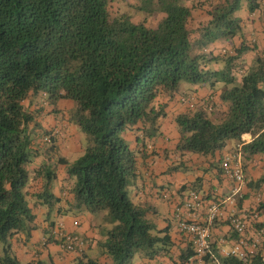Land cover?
I'll list each match as a JSON object with an SVG mask.
<instances>
[{
    "label": "trees",
    "instance_id": "1",
    "mask_svg": "<svg viewBox=\"0 0 264 264\" xmlns=\"http://www.w3.org/2000/svg\"><path fill=\"white\" fill-rule=\"evenodd\" d=\"M243 2L250 15L261 10L257 0H0V264H20L11 239L35 229L37 201L49 209L62 202L52 193L57 170L30 168L45 153L30 130L45 105L53 113L60 101L75 105L68 119L85 134L84 151L71 164L63 157L56 164L66 166L71 180L68 210L105 213L113 224L100 245L110 264L155 259L171 245L170 228L158 231L146 218L148 209L128 196L127 186L139 176L140 153L123 136L132 132L140 147L153 146L168 117L162 98L187 105L174 117L175 152L214 160L229 143L240 144L250 135L242 147L243 164L264 158V51L242 34L237 14ZM236 37L240 45L227 48ZM249 52L255 58L246 68L241 60ZM220 61L224 67H218ZM183 83L206 87L211 95L197 99L182 91ZM38 94L42 107L32 111ZM186 96L194 103L185 104ZM42 136L49 146L45 154H57L55 135ZM31 179L39 181L40 192L30 191ZM200 183L196 178L191 189ZM246 187L261 194L264 173ZM244 198L238 197L239 208ZM252 214H264V195L244 215ZM191 251L181 253L175 264L195 257ZM212 253L215 259L207 255L202 264H264L261 247L245 260ZM83 264L100 263L87 259Z\"/></svg>",
    "mask_w": 264,
    "mask_h": 264
},
{
    "label": "crops",
    "instance_id": "2",
    "mask_svg": "<svg viewBox=\"0 0 264 264\" xmlns=\"http://www.w3.org/2000/svg\"><path fill=\"white\" fill-rule=\"evenodd\" d=\"M257 1L261 2V10L255 15L248 13L246 3L242 5L237 15L243 21L242 34L245 39L256 43L258 48L264 51V15L262 14L264 0ZM205 20L206 18L203 21ZM241 41L242 39L236 37L226 43L227 48L238 47ZM254 58L255 53L249 52L243 57L241 63L248 68L252 65ZM218 67H220L219 64ZM182 91L191 93L197 99L211 95V91L206 87H192L187 84ZM215 100L218 101V97ZM32 101L30 108L32 111L42 107L41 94L34 95ZM162 101L167 104L165 112L168 115L162 122V137L158 138L153 146L146 143L141 147L142 143L137 141L136 135L132 132L126 133L125 140L131 149H138L140 153L138 154L139 176L135 184L130 186V198L134 203L150 209L147 211V217L156 218L154 224L158 231L170 228L171 245L164 256L155 259L136 258L131 264L177 263L181 253L187 250L189 253L192 252L188 236L178 229L180 219L202 223L205 221L208 206L218 202L222 203V211L221 216L212 227V249L216 250V254L224 256L232 248L237 238L229 222L230 216L245 217V213L254 210L262 201L264 188L260 194L249 191L245 186L246 189L241 195L245 198L240 208L237 204L238 198L228 201L232 182L221 169V162L235 148L236 144L230 143L214 160L198 158L189 152L184 154L175 152L178 133L174 117L184 112L187 105L176 100L169 101L167 98H162ZM74 106L72 101L63 100L56 107V113H53L52 108L45 105L42 108L43 111L38 113L35 118L37 124L30 126V130L36 138V145L40 143L45 153L49 146L43 141L42 135L48 131L55 135L57 154L54 156H48L45 153L38 154L30 168L37 169V167L51 165L57 170L58 179L53 183L52 193L56 197L62 198V202L55 208L49 209L42 205V200L39 201V199L38 205L33 210L37 217L33 224L35 229L17 234L11 239L12 251L20 264H83L87 259L96 260L100 264H110L111 259L102 254L100 246L106 240V232L109 230V227H106L105 213L78 214L74 210H68L71 197L66 194V187L71 180L67 177L66 166L56 164L59 157H63L68 163H71L72 159L81 157L84 151L79 129L68 119V113ZM143 152L145 153L142 154ZM172 166H178V169L169 173L168 169ZM243 171L246 183L250 180H257L264 173V158L256 157L252 163L244 165ZM196 178L201 179V183L197 187L198 190L194 189V191L200 195L203 202L202 207L196 211H186L182 203ZM30 187L33 194L40 192L42 188L39 181L33 182L32 179ZM31 199L33 200L31 206H33L36 204V200L35 197H31ZM245 218L248 220L247 217ZM74 222H77L78 225L74 226ZM256 222L264 224V214L258 216ZM258 230L264 233V227ZM58 231L76 234L85 240L84 258L61 249L60 245L54 241ZM259 247L264 250V234L260 239ZM196 260V257H192L185 264H199Z\"/></svg>",
    "mask_w": 264,
    "mask_h": 264
},
{
    "label": "built area",
    "instance_id": "3",
    "mask_svg": "<svg viewBox=\"0 0 264 264\" xmlns=\"http://www.w3.org/2000/svg\"><path fill=\"white\" fill-rule=\"evenodd\" d=\"M222 53H226V50H223ZM194 101L195 98L191 96H186L184 99L185 104H193ZM250 140V135H244L242 137V143L237 144L221 162V169L232 182L230 196L227 199L228 201H233L235 198H238L246 189L245 186L247 183L243 171L242 147L245 143L250 142ZM47 142H50V139H47ZM202 203L200 195L196 191L189 189L183 200L182 206L186 211H196L202 207ZM221 206L222 203L219 202L209 205L206 211L205 221L202 223L186 219H180L179 221L178 229L181 233L188 236L189 243L192 245L197 259L196 261L199 264H202V260L207 255L215 259L212 253V227L221 216ZM252 215V217H248V220L243 216H230V225L237 234L238 239L235 241L232 248L224 254V257L234 256L241 260H245L248 255L258 249L260 246V239L264 233L252 226L253 222L258 218L256 214ZM77 225L78 223L74 222V226ZM56 238L60 242L59 245L61 249L68 253L81 256L85 251L86 242L79 235L58 231ZM214 262L216 264V261Z\"/></svg>",
    "mask_w": 264,
    "mask_h": 264
},
{
    "label": "rangeland",
    "instance_id": "4",
    "mask_svg": "<svg viewBox=\"0 0 264 264\" xmlns=\"http://www.w3.org/2000/svg\"><path fill=\"white\" fill-rule=\"evenodd\" d=\"M244 3H245V2H243L242 4L244 5ZM122 7L125 9V8H126L125 4H123ZM218 64H219L220 67H224V63H223V61H220ZM185 85H186V83H185V84H184V83L182 84V89L185 87ZM79 133H80V135H81V137H82V141H83L82 144L85 145V143H86V136H85V134L82 133L80 130H79ZM123 136H124V138H125V137L127 136L126 133H124ZM44 142H45V141H44ZM45 143H46V142H45ZM229 144H230V143H229ZM232 144H233V143H232ZM78 158H79V156H78ZM78 158H76V159H75V158L72 159V162H71V163L75 162ZM71 163H70V164H71ZM130 188H131L130 186H129V187L127 186V192H128V196H129V197H131V194H130V192H129ZM149 210H150V209H149ZM149 210H147V211H149ZM146 218L148 219L149 222H151V223H153V224H154V222H156V218H153V217H150V218H149V217H146ZM106 223H107V225H106L107 228L109 227V229H111V228L113 227V224L109 223V220H107ZM108 223H109V224H108ZM154 226H155V224H154ZM3 247H4L3 243L0 242V256H2V253H3Z\"/></svg>",
    "mask_w": 264,
    "mask_h": 264
},
{
    "label": "clouds",
    "instance_id": "5",
    "mask_svg": "<svg viewBox=\"0 0 264 264\" xmlns=\"http://www.w3.org/2000/svg\"><path fill=\"white\" fill-rule=\"evenodd\" d=\"M57 235V234H56ZM59 244V243H58ZM80 257V256H79Z\"/></svg>",
    "mask_w": 264,
    "mask_h": 264
}]
</instances>
